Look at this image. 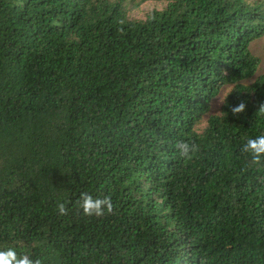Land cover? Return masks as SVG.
<instances>
[{"label": "trees", "instance_id": "1", "mask_svg": "<svg viewBox=\"0 0 264 264\" xmlns=\"http://www.w3.org/2000/svg\"><path fill=\"white\" fill-rule=\"evenodd\" d=\"M136 1L0 0V247L40 264H264V158L242 151L264 134V0H154L134 19ZM81 192L112 210L84 215Z\"/></svg>", "mask_w": 264, "mask_h": 264}, {"label": "clouds", "instance_id": "2", "mask_svg": "<svg viewBox=\"0 0 264 264\" xmlns=\"http://www.w3.org/2000/svg\"><path fill=\"white\" fill-rule=\"evenodd\" d=\"M245 109V102L239 103L233 107V113H240ZM264 113V108H261ZM177 148L181 156L191 159L192 155L196 152L195 145L188 143L178 142ZM242 151L247 153L251 158V162L259 164L261 159L264 158V134L256 135L246 139L242 145ZM79 207L82 209L83 214L87 216L103 215L105 211L112 210V202L110 196L94 197L88 192H81L77 201ZM58 210L61 215L66 214V208L63 203L58 204ZM0 264H40L39 260H33L29 255L17 251L13 246L0 247Z\"/></svg>", "mask_w": 264, "mask_h": 264}, {"label": "rangeland", "instance_id": "3", "mask_svg": "<svg viewBox=\"0 0 264 264\" xmlns=\"http://www.w3.org/2000/svg\"><path fill=\"white\" fill-rule=\"evenodd\" d=\"M166 5L163 1H139L129 4V16L134 19H144L146 15L153 9H162ZM252 52L260 59V66L258 75L264 72V35L255 40L251 45ZM223 99L222 96H218L213 102V110L218 109Z\"/></svg>", "mask_w": 264, "mask_h": 264}]
</instances>
